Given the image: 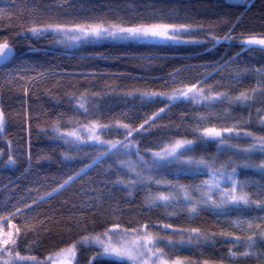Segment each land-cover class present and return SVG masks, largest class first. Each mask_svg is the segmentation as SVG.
Wrapping results in <instances>:
<instances>
[{
    "label": "trees",
    "instance_id": "16d2710c",
    "mask_svg": "<svg viewBox=\"0 0 264 264\" xmlns=\"http://www.w3.org/2000/svg\"><path fill=\"white\" fill-rule=\"evenodd\" d=\"M152 23L190 25L188 42H102L66 50L56 36L28 31ZM248 38L264 39V0H0V42L16 51L0 68V228L13 236L11 225L21 228L13 255L18 249L42 261L76 244L73 264H130L98 257L97 248L77 242L115 225L129 231L148 225L161 237L170 225L180 232L198 229L200 237L189 245L161 240L167 264L177 258L264 264L255 256L230 260L235 241L220 235L232 232L243 243L255 224L264 229V208L225 203L222 194L235 168L238 192L245 184L253 199L264 198L258 170L264 153L244 151L256 146L246 133L264 136V46L244 43ZM188 88L216 99L171 98ZM242 92L252 98L236 100ZM94 124L105 140L132 142L145 154L177 141L193 144L171 162L143 166L134 158L129 164L118 153L69 139L74 129ZM208 128L234 129L242 137L208 140ZM160 195L170 199H155ZM16 208L22 212L12 215ZM246 220L254 221L251 230L233 225ZM255 251L264 246L258 243Z\"/></svg>",
    "mask_w": 264,
    "mask_h": 264
},
{
    "label": "snow or ice",
    "instance_id": "6c2138e0",
    "mask_svg": "<svg viewBox=\"0 0 264 264\" xmlns=\"http://www.w3.org/2000/svg\"><path fill=\"white\" fill-rule=\"evenodd\" d=\"M48 29H51L53 31H62L59 26H56L53 28V26L49 25ZM44 29V30H48ZM90 29V30H89ZM42 29H38L36 27L29 28L28 31L32 32L33 34H40L41 31H44ZM191 26L190 25H175V24H164V23H152V24H140L136 26H130V27H124L116 24H112L109 27L105 28L103 25H95V26H77L74 29H71V31H79L81 33H84L86 36H94L96 38H104L105 36L112 37L113 39H121V40H141V39H147V38H161L163 40H171L179 42V37L176 35L180 32L190 31ZM75 39H80V37H75ZM225 39H228V37H225ZM244 43L249 45H261L264 46V39H257V38H248L244 41ZM13 54V49L9 46V43L7 40H4L3 42H0V63H3L4 61L8 60L10 56ZM202 91V90H201ZM189 93H194L192 96V99H197V97L201 94L199 91H196L195 88H188L186 90H182L181 94L185 97L189 95ZM152 95H157V93H153ZM249 95L246 93H241L240 96L236 97L235 99L238 101H247L251 99ZM175 99V97H173ZM80 107H84L83 104L80 105ZM163 111V109H161ZM158 115V114H157ZM264 122V121H262ZM5 125V116L2 110H0V132H3ZM97 125H93V128H96ZM99 127H109V125H102ZM120 127L129 129L127 135H131L132 129H130L129 125L127 124H121ZM143 128V125L140 126ZM91 132V129L89 130ZM223 131L226 132H233L234 129H224ZM239 135V133H236ZM69 135H75V133H69ZM206 137L211 138H217L221 137V142H225L222 138V131H219L215 128H208L204 130L203 133ZM248 136H252L253 134L251 132L246 133ZM78 140L80 139L79 136L76 137ZM90 138L95 139L101 143H105L106 141H101L100 137L93 134ZM254 139L257 141V145L253 147H249L244 149L246 152H252L256 150V147L261 152H264V136L254 137ZM193 141H177L174 147L171 150H167L169 155H173L175 151L181 147H183L185 144L191 145ZM117 145L116 143H111V147L115 148ZM125 148L131 149L132 145L125 144ZM157 156H159V153H156ZM163 158V157H161ZM188 163H192V161H188ZM201 165H205L206 162L204 160H200L198 162ZM9 164H15V160L12 157H9ZM250 165H245V167H249ZM259 168L264 169V163H261ZM83 171V169L81 170ZM233 175H230L228 179L231 181V188L227 192H223L222 194L227 197V199L224 201L225 203H234V204H243L245 206L251 207L255 206L257 208H264V198L258 197L257 199H253L247 192L244 191L245 184H241L239 188V192L237 189L238 181L235 179V172L236 169H232ZM77 176L80 175V173L76 174ZM69 179H75V177H70ZM69 181L65 180L64 184H67ZM123 183L122 181H120ZM64 184H61L60 187L63 188ZM216 187H219V184L215 185ZM186 198H188L186 196ZM210 198V197H209ZM155 199L160 201H167L170 199L168 196L160 195L156 197ZM27 207H30L28 205ZM192 211H195V207L192 208ZM22 212V209L16 208L12 215H16L17 213ZM10 224V221L8 222ZM234 227L237 229H243V227H246L247 229L251 230L254 226V221L246 220V221H233ZM12 228L15 229L16 236H13L11 232H8L6 234L0 235V260H3L4 257H13L15 260L19 261H31L32 264H41V262L35 257L34 255H24L21 256L19 250L17 249L15 251V254L13 256V252L11 249H6L5 246L11 244L13 247H15L17 239L19 238V233L21 231L20 227H17L16 225H11ZM22 227L27 228L28 227V221L24 220ZM165 228L171 227L170 225H164ZM255 227L257 229L256 232L251 233L247 236L246 240L241 243L242 237L235 235L232 232H221L220 235L225 237L226 239H231L235 241V243L232 244V246L228 249V256L230 260H239L241 257L247 258L250 256H255L258 259L264 258V252L258 253L255 251V249L258 246V243L261 246H264V229L261 228L260 224H255ZM148 225H142L140 231L142 232V239L144 243L139 242V238H133L131 242V247H125L124 246V240L125 236L124 234L127 233L129 230L126 228H121L120 225H115L111 229H106L103 234H89L81 238L80 241L77 243H80L82 245L88 246L90 244L98 245L102 251L99 253L100 256H115L120 259H126L128 261H131L132 264H137L139 261V264H148L149 260L155 256V260L152 261V264H167L165 261L166 253L163 252V249L159 248L153 240V233L151 231H148ZM133 231H136L133 229ZM195 233H198V229L192 230ZM117 238V241L119 242L120 246H115L113 242V237ZM257 236L259 237V241L257 240ZM191 240V237L189 238ZM233 249H237V251H233ZM63 254H66V256L69 258V264L70 261L75 260L76 255V244H73L67 249L62 250ZM96 257H93L95 259ZM49 261L52 260L51 257L48 258ZM4 264H11L10 261L5 260ZM172 264H185L184 261L177 258L172 262ZM204 264H208L207 261L204 262Z\"/></svg>",
    "mask_w": 264,
    "mask_h": 264
},
{
    "label": "rangeland",
    "instance_id": "374dc122",
    "mask_svg": "<svg viewBox=\"0 0 264 264\" xmlns=\"http://www.w3.org/2000/svg\"><path fill=\"white\" fill-rule=\"evenodd\" d=\"M232 2H236V3H241L243 2V0H230ZM44 29H48V28H43ZM63 29L62 31H53L51 29L48 30H44L41 31L40 34H38L39 36L42 35H47V34H51L54 35L58 38L57 41V45L60 47H63L66 50H73L75 48L80 47L83 44H88V43H102V42H129V41H133V42H147V43H186L187 41V34L188 31L185 32H180L177 33L176 35L179 37V42L176 41H171V40H163L161 38H147V39H141V40H135V39H130V40H121V39H113L112 37H108L105 36L104 38H96L94 36H86L84 33H81L79 31H71V29L74 28H61ZM90 30V29H89ZM31 34H33L31 32ZM36 35V34H33ZM37 35V36H38ZM75 37H80V39H75ZM196 91H199L197 89H195ZM201 94L197 97V99H192V96L194 95V93H189V95L187 97L183 96L181 94V92L179 93H175L171 95V98L173 99V97H175V99L173 100H185V101H194V102H201L205 99H210V100H215L216 97H206L204 95L203 92L199 91ZM264 121V120H263ZM91 129V132L89 131ZM71 133H75V135H70L69 139L72 140L73 142L77 143V144H82V145H89L95 148H99V149H105L106 152H114V153H118L120 155H122L123 157H126L128 159V163L132 164V159L136 158V164L138 165H143V166H148L155 163H164V162H171L176 160V158L178 157V155L187 147L191 146L188 144H185L183 147L177 149L175 151V153L173 155H169L168 152H166L167 150H171L174 145H171L169 147H167L165 150H163L162 152H159V156L156 155V153H142L139 148L133 144L132 142H123V141H108L105 140L102 136V130L100 128H93V126L88 127V128H81V129H74L73 131H71ZM93 134L97 135L100 137L101 141H106L105 143H101L95 139L90 138ZM79 136L80 139L78 140L76 137ZM230 136H240L242 137V135H237L234 133H229V132H224L222 131V138L224 137H230ZM244 137H248L249 139H252V142H255L257 145V141L254 139V137H250V136H244ZM203 138L208 139V140H218L221 139V137H217V138H211V137H206L203 135ZM116 143V147L112 148L111 147V143ZM125 144H130L132 145L131 149L129 148H125L124 145ZM254 151H260L258 149V147H256V150ZM261 152V151H260ZM264 153V152H262ZM163 157V158H161ZM147 158V159H145ZM146 160H148L150 163L146 162ZM259 171L264 173V169L258 168ZM215 185L218 184V181L214 180L213 182ZM225 198H227L225 196ZM148 230V229H147ZM149 231V230H148ZM8 232H11L13 235V231L10 230ZM8 232H4L1 228H0V235L6 234ZM161 237L159 235H155L153 234V240L154 243L159 247V242L161 240L166 241V242H172V240L174 238L178 239V242L181 245H189L192 243L193 239H197L199 238V234L197 233H187V232H180V231H176L174 229L171 228H165L163 227L161 229ZM125 236V240H124V246L125 247H131V242L133 240V238H139V242L142 244L144 243L143 239H142V232L139 230L136 231H128L127 233L124 234ZM191 237V240L189 239ZM113 242L115 244V246L119 247L120 244L117 241V238L114 236L113 237ZM82 245V244H80ZM85 246V245H84ZM88 246H93L95 248L98 249L99 253L102 251V249L95 244H90ZM6 249H11V244L5 246ZM77 247V246H76ZM14 256V255H13ZM76 257V255H75ZM98 257L101 258H109V259H113V260H118V261H124V262H128L130 264H132L131 261H128L126 259H120L117 258L115 256H100L98 255ZM52 260L49 261L48 258H46L45 260L40 261L41 264H69V258L66 256V254H63L62 251L59 252L58 254L51 256ZM10 261L11 264H20L24 261H19V260H15L13 259V257H4L3 260H0V264H4V261ZM94 260V259H93ZM92 260V261H93ZM155 260V256H153L148 264H152V261ZM75 260L70 261V264H73ZM28 262V261H25ZM31 261H29L30 263ZM28 263V264H29ZM137 264H139V261L137 262Z\"/></svg>",
    "mask_w": 264,
    "mask_h": 264
},
{
    "label": "water",
    "instance_id": "95a60500",
    "mask_svg": "<svg viewBox=\"0 0 264 264\" xmlns=\"http://www.w3.org/2000/svg\"><path fill=\"white\" fill-rule=\"evenodd\" d=\"M13 49V48H12ZM16 56V51L13 49V54L12 56L9 57L8 60L4 61L3 63H0V68L4 67L5 65H7L14 57ZM0 110H2L1 108V104H0ZM3 111V110H2ZM5 116V115H4Z\"/></svg>",
    "mask_w": 264,
    "mask_h": 264
}]
</instances>
